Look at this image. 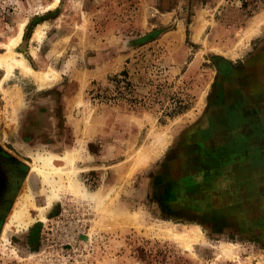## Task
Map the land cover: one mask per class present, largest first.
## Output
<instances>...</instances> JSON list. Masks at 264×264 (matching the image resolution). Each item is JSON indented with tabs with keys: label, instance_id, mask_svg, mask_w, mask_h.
<instances>
[{
	"label": "rangeland",
	"instance_id": "1",
	"mask_svg": "<svg viewBox=\"0 0 264 264\" xmlns=\"http://www.w3.org/2000/svg\"><path fill=\"white\" fill-rule=\"evenodd\" d=\"M1 57L0 264H264V0H0Z\"/></svg>",
	"mask_w": 264,
	"mask_h": 264
},
{
	"label": "bare ground",
	"instance_id": "2",
	"mask_svg": "<svg viewBox=\"0 0 264 264\" xmlns=\"http://www.w3.org/2000/svg\"><path fill=\"white\" fill-rule=\"evenodd\" d=\"M18 38H19V35L16 39H18ZM16 39L13 40V42H15ZM0 64H4L8 67V62L3 57L0 58ZM25 68L27 71H31V69L29 67H25ZM165 136H166V134L164 132H152V137L154 138V139L152 138L153 143L156 144L158 146V148L160 146H163L164 140H166ZM70 158L71 157H68V158L62 160V158L56 156L52 152H48L47 154H44L42 156L34 157V159H36L42 165L41 173L43 175H47L48 172H50V171L53 173L54 170L57 174H59V172H61V171H69L68 168H65V167H63V168H59V167L58 168L57 167L52 168V166H53V164L57 165L59 162H62V161L65 162L64 163V165H65L66 163L71 161ZM60 165H63V164H59V166ZM50 166L53 170L48 168ZM61 173H63V172H61ZM67 190L72 192V193L76 192V189H74L73 185L70 188L68 187ZM50 207H51V201L48 202L46 207L44 206V207L36 208L33 211L35 217L30 218L29 224L30 223L32 224L33 222H35L36 218L42 219L46 215V213H47L48 209H50ZM165 232H166L167 236H169V237H174V238L179 237V238H182L184 241L185 240H194V239H198L201 237L200 230L193 225L192 226H183L179 230L173 229V228H167L165 230Z\"/></svg>",
	"mask_w": 264,
	"mask_h": 264
},
{
	"label": "crops",
	"instance_id": "3",
	"mask_svg": "<svg viewBox=\"0 0 264 264\" xmlns=\"http://www.w3.org/2000/svg\"><path fill=\"white\" fill-rule=\"evenodd\" d=\"M247 91H249V89H247ZM235 122V121H234ZM236 122H238L237 124H239V126H240V124H244L245 122L244 121H242V119L241 120H236ZM242 122V123H241ZM246 124L248 125L249 124V120L246 122ZM238 128V127H237ZM236 132H240V130L238 131V130H236ZM244 135H241V138H244L243 137Z\"/></svg>",
	"mask_w": 264,
	"mask_h": 264
}]
</instances>
